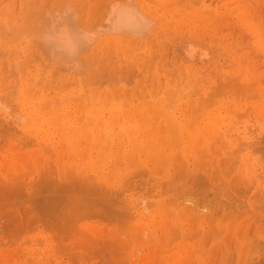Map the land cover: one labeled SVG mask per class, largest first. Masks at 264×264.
I'll use <instances>...</instances> for the list:
<instances>
[{"label": "bare ground", "instance_id": "obj_1", "mask_svg": "<svg viewBox=\"0 0 264 264\" xmlns=\"http://www.w3.org/2000/svg\"><path fill=\"white\" fill-rule=\"evenodd\" d=\"M156 1L157 2L161 1V2H159V4L162 3V4H160L161 6L159 4L157 5V7L160 6L161 11H162L161 7L166 5L165 4L166 2H169V4H170V5L169 4L167 5L168 7L170 6V9L166 8V6H164L166 8L164 13H163L164 18L166 17L165 14H167V12L170 10H171V13L173 14V15H171V17H174L175 12H176L175 13V16H176V14H178V12L180 11V9H178V8H171L173 4H175V3L177 4L178 0L177 1H175V0H155L154 2H156ZM170 1H173V2H171L172 4L170 3ZM180 1H183V0H180ZM191 1H194V2L196 1L195 3H198V5L200 4V6L196 9H194V11L186 13V15L191 18V20L194 17L200 18L201 16H204L207 14H213L212 19L219 22L222 20V18L220 20L219 17H223L224 14H228V13L231 14L232 12H234V14H232V15L235 16V18L237 19V22L239 21L244 26V28L250 30V32L252 33V35L254 36V39H255L254 44H255L256 49L261 51L262 55H264V23H261L262 21H264V8H262V6H264V5L260 6V8H262V13L260 12V14L262 16L261 15L259 16V13L257 12L258 15L256 14V16L254 17L253 14H251L253 12H251L250 8H252V9L257 8L256 6L252 7L255 5V3H254L255 0L251 1L254 4V5L251 4V6L247 5V3H244L245 0H237V3H234V1H232L235 4V6L228 5L229 7H231L229 9L227 8L228 7L227 4H229L230 1L221 2L222 0L221 1L219 0V2H217V3L221 2V4H216L215 0H191ZM191 1L189 0V2H188V0H187L186 3H184V1H183V4L181 3V5H184V4L186 5V4L190 3ZM259 1L260 0H258V2ZM2 2H4V0L1 1L0 4ZM152 2H153V0H152ZM249 3H250V1L248 0V4ZM178 4L180 5V2H178ZM215 4H216V6L213 8L212 5H215ZM234 4H232V5H234ZM64 5H65V3H64ZM64 5L62 6L63 9H60V10L57 9V10H54V12L52 14L50 13L51 15L49 16L48 23L47 24L44 23L45 25L43 24L44 25L43 28L42 29L40 28L41 30L38 33L33 32L32 27L30 26L31 22L27 23V24H22L19 21V19H17L18 17L16 18L18 10L17 11H16V9L13 10L14 9L13 8L12 10L16 12V15L14 14V16H11L12 18L15 17V22H16V20L18 22H20L19 24L16 22V24H17L16 26H15V23H12L8 20V18L12 19L11 17H8L6 15L8 18L7 19L4 18V14H2V11L4 13H6L4 11L6 9L5 8L3 9L4 6L2 7L3 10L1 9V12H0L1 13L0 14V46L1 47L2 46L6 47V45L11 44V43H17V41L20 38L22 33H30L32 31L33 35L32 36L30 34H28V35H30L32 37V38H30V40H31V43H33V46L37 49L36 51L39 52V54H44L45 55L44 57L45 58L48 57V58H46L48 60L51 58L54 62L53 64H48L47 63L48 61H47L44 64L40 61V63L32 62V64H30L31 62L26 61L28 63V65L30 64L29 67H31V68H28L27 65H24L22 63L24 66L21 65V67H20L18 79L16 78V81L13 85V86H15V88L12 86L15 89L14 91L9 90L6 92V89L9 86H5V85L3 86L4 81L3 80L0 81V131L2 132L4 130L5 131L4 133L7 132L6 135L8 134L7 136H5V134L2 133L4 139L7 137L6 139H9V141L12 142L11 139H13L15 137V135L22 134L23 135L22 137L26 136L24 139H26L27 137L29 138V139L27 138L28 143L26 142L25 143L26 145L27 144L29 145V141H30V145L33 143L34 145L36 144L38 147H41L40 149L39 148L33 149L34 147L35 148H37V147L36 146L33 147V144L30 147L27 146L29 148V150H30V148L33 147L30 151L29 150L27 151V154L24 151L18 152V151H15L13 149L10 151L7 150L8 153L11 155V157L10 156L4 157L5 156L4 151L6 149L2 152L4 154L3 158H5V159L3 160L4 161L3 162L1 160L2 157L0 158V166L6 162L5 164L8 167L7 166L5 167V165H4V167L2 166V168L0 170V199L8 197L10 194H14V193L17 194L18 191H21L19 193H22L23 191L21 190V188L17 187V184H18L17 181L20 182L19 179L23 178L24 180H21L20 183L24 182L23 184L25 187L29 186L30 181L32 183V180H31L32 179L31 178L32 171L34 169L36 171V168H37V170H38V168L42 169V167L48 169L49 166L47 167L46 165L50 160H53L52 158H54V160L49 162V163L53 164L55 162L53 165L55 166L56 174H58V178L61 180L64 179L63 173H65V170H64L65 166L68 164H73V165L75 164V166L79 168V169H77L78 175L80 174L81 176L82 175L84 176L85 172H90L89 175H88V173L87 174L85 173L86 176H84V177L87 178V175H88L87 181L85 180L86 178L82 179V177L80 175H79V179H81V180H79L78 177H76L77 176L76 175L75 176L76 179L73 177V179H71V181L69 183H66V184L64 183V185L60 184L62 186H59L58 190L56 189V192L62 193V195H59L56 197L53 195L47 196L46 198H47V200L49 199L48 203L50 204V206H47V208L49 207L52 209L51 210V211H53L52 214L57 213L59 215V217L61 216L60 217L61 222L65 221L68 223V221H69V226H74L76 229L71 228V227H70L71 229L67 228V229L71 230V231L68 230L69 231L68 233L72 232L73 235L72 234L71 235L74 236L77 241L79 240L80 243L84 244V245H82V246H84V249H86V247L88 246V248H90L91 250H92L91 247H93V245H91V247H89L90 245H88V244H90V242L92 244V242H93V240H91V238H94V236L91 237L92 235H95V237H96V235L97 236L99 235L102 237V240L105 236L110 237V239L111 238L114 239V238H116L117 235H119L118 232H116L117 235H115L114 230H112L114 233L111 231L110 233H107V235H108L107 236L106 233L104 232V229L100 225L95 224L96 225L95 227L98 226L97 227L98 229H97L95 227L93 228V225L90 226V223H89V228L85 229V228H83V225H82V227H79V229H78V227H77L78 222L76 225V224H73L76 221H74V222H71V221L73 219H76V216H77V220H78L80 215L87 213L88 210H89V213H92L93 211L95 212V210H96V214L98 212L103 213L105 216H107L109 214L107 216L108 219L110 217L113 218V216H115V215L116 216L114 218H116V219L121 216L120 217L121 220H124L125 223L129 222V225L127 223L126 224L130 227L124 226V228L125 227L129 228L128 231H130L131 236L129 235L130 236L129 240H127L128 235H127L126 241H125V239L124 240L122 239L123 245H122V242H121L122 240H121V241H119V242H121L120 246L118 243H112L111 244L112 246H110V247L114 246V248L118 247L121 249H122L121 245L124 248L127 247V248H125V250L126 249H127V251L129 250V256H132L134 259L137 258L136 255H139L137 253V251H139L138 248L142 247V248H145V250L147 249V251L142 253V255L140 254L141 258L138 257V258H140L139 263H141L143 260H145L142 262V264H151L153 262L154 263L157 262V261L156 262L152 261L151 258L153 256L155 257V254H156V256L160 255L159 253L158 254L156 253L159 251L157 247L161 245L160 241L164 240L167 242V240L164 239V237L166 236L165 233H167V235L169 237V240H168L169 244H171L173 241H175L174 238H176V237L173 236L174 237L173 238L171 236V234H173L171 228H173V225H174V224L171 225L172 223H175V225H176L177 224L176 222L182 223V221L190 222L191 220H193V223L188 224L189 226L186 225L187 227L192 226V231H193V229L196 228L193 225L195 223H198V222H196L197 220L201 222V224H202L201 226H204L205 225L204 223L207 221L208 217L212 218L216 215V219H220L222 217L221 215L224 214V213H221V211L225 212V214L223 216L228 217L227 220L233 216L236 220L237 216H240L239 215L240 213L237 216L236 215H231V217L227 216L233 212H235V214H237L238 212L236 213L235 210L231 211L232 209L228 212V209L230 208V206L227 205L226 202L221 200L219 197H216L217 196L216 193H215L216 194V196H215L213 191L207 190L209 185H207L205 177H203L202 175H199V173H197L196 171H195L196 174L193 173V171H191L192 174L195 175L196 178H194L192 174L189 175L187 173V169L189 167H187V165H186L189 163H186V162L189 161L188 158L191 157L192 154H194V151H197V150L199 151L200 148H202V150H204L203 148H206V150L209 152V154H208L209 160L212 161L211 158H215V157H217L216 155H220V154L225 155L226 157L229 156V159L231 157V159L234 160V163H233V160L231 161V165H232V163L234 165L232 167L233 169L235 167V169H237V171L243 172V173H240L242 176H244L245 173H249L248 175L253 179V181L255 183L260 184V185L264 184V177H262V174H264V170L259 171V173H255L256 171L259 170L258 166L260 165V162H255L254 158L252 157V153H251L252 150H250V149L254 148L255 144L258 143L256 139H258L259 137H262L261 135H258L259 133L261 134V132H258V130L262 127H260L259 129L257 128V130H256L255 124L254 123L250 124V121H251V119H253V117L248 120L247 116H245V114L248 115L246 113V111L249 109L251 110V108L249 106L245 107L246 109H244L243 114L246 117L244 119H247V120H241V124H240V126H238V122L233 121V117L235 118V116L232 115V113L240 108L239 103L234 102L232 98L228 99V97L225 95L221 98L216 99V100L213 98H212L213 100H211V98L208 99V96H203V97L199 98V100L202 103L209 101L208 104L206 103V105H209L210 108H211V106H213V105L216 106L217 104L219 106L214 107L212 110H209L210 111L209 113L200 114L197 117L194 116L193 112L196 111L195 107L194 108L192 107L191 102L189 101L188 98H186V96L182 97L183 95H186V94L184 93L183 90L178 88L180 86V84L178 83L179 78L177 81H174L175 86L171 85V82H169V83L163 82V80H166L167 75H165L164 78L161 77V75H159V74H161L160 72L162 70H160L158 66H152L153 62L151 63V61H149V59H146L145 55H142V53L140 54L138 52L137 53L129 52L132 49H135V44H137L135 37L143 36L153 22V19L151 20L152 17L150 18L148 16V13L143 8L139 7V5L136 3H132L131 0L130 1L129 0H123L121 2L115 0L113 3L110 4V7H108L107 11L105 12L103 19L101 18L100 22H98V23H95V21H94L95 24L91 25L90 27L83 26L79 21H77L76 16H75L77 13L75 14L74 13L75 10H72V8H73L72 5L67 4V3H66L65 7H64ZM24 6H22L20 8H24ZM186 6H188V5H186ZM31 7L33 8V5H31ZM151 7H153V6H151ZM155 7L150 8L151 11H153L155 9ZM188 7L192 9V6H188ZM8 8H9V6H8ZM25 8H27V7H25ZM28 8H30V7H28ZM186 8L187 7H185V11H187L189 9V8L188 9H186ZM31 9L29 10V12L31 11ZM25 10L27 11L28 9H25ZM183 10L181 12V15H183L182 13H184ZM235 10H236V13H235ZM33 11H35V10H33ZM33 11H32V13H34ZM156 11H159V10H156ZM12 14L13 13H10V15H12ZM26 14L29 16L28 11L26 12ZM179 15H180V12L177 15L178 16L177 19L180 17ZM184 16H185V13H184L183 17ZM257 16L259 17V19ZM215 17H217V18L215 19ZM260 17H261V19H260ZM199 18H195L196 20L194 19L192 21L199 20L200 23H202V21ZM224 18H226V17H224ZM184 19H186V17H184L183 20ZM206 19H208V17ZM233 19H231L232 20L231 21L228 17V20L233 22V23H230L232 29H233V27L238 28V26H234L235 24H234ZM37 20H39V19H37ZM161 20H163V19H161ZM260 20H262V21H260ZM176 21L177 20H175V24L177 23ZM28 22H29V20H28ZM171 22H173V21L171 20ZM209 22H208V24H209ZM214 22L215 21H213V23ZM230 24L227 27L228 29L230 28ZM169 26H168V28H169ZM184 26H186V25H184ZM204 26H205V24H204ZM212 26H215V25L212 24ZM198 27L199 26H197V27L194 26L193 28H195L196 31L198 32V30H199ZM227 28L222 27L221 29L223 31V29L226 30ZM217 30H218V28H217ZM231 30H230V32H231ZM236 30L238 31L239 29H236ZM240 30H242L241 27H240ZM106 31L111 32V33L106 34V35H102V38L99 40L98 43L99 44L104 43L105 45H108L109 47H113V49L116 52H124L125 53L126 51H128L129 53H131V54H129L131 57L130 56H127V57H130V60H131L130 62H132V65H135L136 68L140 69L141 74H142L141 80H143V82L145 81V83L147 81H151V86H153V88H151V87H150L151 89L148 88L147 92L149 93V95H151L152 102L144 99L145 97L148 96L147 94L146 95L141 94V93L138 94V93H135L134 91L127 90L123 86H119V88H116V89H110V88L99 89L98 87H96V88L92 87V83H88V86L85 87V85H87V84H82V82H81L82 77L78 78V81H77L78 83L79 82L81 83V86L77 85L76 81L66 82V81H64V79L62 81L61 77L58 78L59 80L55 78V77H57V74H58L57 73L58 71H56V70H61L60 68H62L63 70L68 69L69 72L70 71H80L85 52L88 51L91 48V46L97 41L100 34L106 32ZM206 31H208V30L206 29ZM232 31H234V30H232ZM197 34H199V32ZM243 34H245L244 31L240 35H243ZM28 35H26V36H28ZM240 35H239V37H240ZM245 35H246V37L248 36V34H245ZM198 36H201V33ZM239 37H238V39H239ZM248 38L251 39L250 35L248 36ZM232 39H234V38H232ZM243 40L246 41V44L250 43V41L247 38L243 37L241 42L244 43ZM189 41H191V40H189ZM221 41H222V39H221ZM247 41H249V42H247ZM155 42H156V40H155ZM238 42H239V40H238ZM230 45H233V47H234L233 49L236 50L235 43L234 44L231 43ZM245 46L246 45L244 44L243 47H245ZM251 46H252V44L248 47L246 46L245 48H247L249 50V48ZM17 47L18 46L16 45L15 48H17ZM156 47H157V45H156ZM206 47L207 46L202 47L200 44L194 43V42L188 43L187 47H185L183 50L181 49V52L179 53V54L182 53L183 58H182V60L181 59L179 60V62H182V63L177 66L178 70H182V71H183V69L185 70V77H186V79H188V85H191V84L196 85L200 88V90H202V89L204 90V86H203L204 84L202 83V81H198L199 76L197 77V75L195 74V71H194V64L195 63L194 62L196 60H198V61L202 60L203 58H205L207 56V54L210 53V52L208 53V51H207V50L210 51V49H207ZM237 48H239V46H237ZM247 49H245L246 50L245 52H247ZM238 50H240V48ZM250 50H251L250 53L252 51L255 52V48H253V47ZM213 51H211V52L213 53ZM256 52H258V51H256ZM256 52L254 53L255 55L252 52V55H253L252 57L257 56ZM10 53H11V51H10ZM248 53H249V51H248ZM0 54L4 55L5 53H0ZM257 54H259V52ZM212 55L214 56V54H212ZM34 56L37 57L36 55H34ZM220 56H221V54H220ZM20 57H22V56H20ZM152 57L153 56H151V58ZM259 57H261L260 54H259ZM8 58H9V56H8ZM39 58H42V57L39 56ZM39 58H37V60H40ZM207 58L208 57H206L205 59L207 60ZM4 59L1 61L3 62ZM13 60H15V59H13ZM122 60H123V58H122ZM150 60H152V59H150ZM257 60H259V58ZM218 61H220V60L218 59ZM43 62H44V60H43ZM49 63H51V62H49ZM241 63H243V62H241ZM11 64H12V62H11ZM13 65L14 64H12V67H14ZM249 65H251V64L248 63L246 65V67L250 68ZM262 65H264V63H262ZM262 65H260V66H262ZM7 66L5 65L6 68H7ZM55 67H57V68H55ZM255 67L257 68V64ZM1 69H3V68H1ZM10 69H12V70H10V71H12V74L13 73L17 74V72L15 70L13 71V68H10ZM158 69H159V74L157 73ZM250 69H252V68H250ZM258 70H259V68H258ZM246 74H247V71H246ZM152 75H155V76H152ZM237 75H235L236 79L238 76L240 77L241 74L238 76ZM13 76H14V74H13ZM128 76H130V75H128ZM235 77H234V81L232 80L233 77H232V79L230 77L229 78H230V80H232L236 84L237 80L235 79ZM247 78H249V77H247ZM259 79L264 81V76H262V74H261ZM227 80H225V81H227ZM182 81H184V78H182ZM215 81H216V79H215ZM41 82H43V85L40 84ZM220 82H221V80L217 81L216 84H219ZM227 82L226 83L222 82L223 86L227 87L228 86ZM222 83H220V85H218L217 87L215 86V89L223 92L224 90L221 88ZM230 83H232V82H230ZM38 84H40L42 86L38 87ZM110 84L112 85V83H110ZM249 84H251V82ZM249 84L246 83V86H249ZM238 85L240 86L241 84H238ZM253 85H254L253 90L254 91L256 90L255 89V83L250 85L249 90L253 91L251 89V88H253L252 87ZM146 86H147V84H146ZM261 86H264V85H261ZM16 87H17V89H16ZM241 87H243V85H241ZM156 88L158 90H155ZM218 88H221V89H218ZM232 88H234V87H232ZM262 88H264V87H262ZM235 89L238 91H236ZM234 90H235V92L240 94V96L242 94L246 95V93H248L247 89H246L247 92L245 90V93H240L241 89H237L236 87L234 88ZM2 91H4L5 93H3ZM10 91H11V93H10ZM242 91H244V90H242ZM254 91L252 93H254ZM221 92H220V94H221ZM158 94L161 95L162 104L164 106H166L165 105L166 102H169L168 107L162 108L160 106L161 104L158 105L159 102L155 101V98H154ZM220 94H218V95H220ZM211 95H213V96L215 95L214 91L210 92L209 96H211ZM254 96H256V95H254ZM253 97H251V98L254 99L255 97L254 98ZM256 97L258 98V95ZM131 98H133L132 102L130 101ZM245 98H247V96ZM125 100H127V101H125ZM254 101H256V100L254 99ZM224 102H226V106H225ZM245 103H246V101H245ZM261 104L262 103L260 101L254 103L252 105V108H254V109H252V110L256 109L260 113H264V105L261 106ZM182 105H184V107H182ZM206 105H203V106L206 107ZM175 111L178 112L177 116H175V113H176ZM250 112L251 111H249V113ZM243 114H242V116H243ZM239 115H241V114H239ZM157 119H160L161 121L166 123V127H167L166 131L168 132L167 135H163L165 130L162 129L164 131L163 132L161 129H159L158 124H157ZM258 120L259 119H257V121ZM261 121H264V120H260L259 122L261 123ZM262 129H264V128H262ZM10 134L13 138L8 137V136H10ZM14 139L17 140V136ZM18 139H19V137H18ZM19 140L22 142L21 139H19ZM259 140L261 143L262 138H260ZM9 141L7 140L8 144H10ZM17 141H14V142H17ZM31 141H34V142H31ZM262 141H264V140H262ZM14 142L11 143V145H13ZM8 144H7V146H8ZM14 145L17 146L16 144H14ZM18 145H19V143H18ZM24 146H21V148L18 147L17 149L23 150ZM42 148L44 150H46V149L49 150V152L46 151L48 154V159L51 158V159L47 160L48 162L46 161L47 154H46V152H43ZM0 149H1V151L3 150L2 148H0ZM224 149H227V151H225ZM38 150L40 152L42 151L43 154L41 155ZM14 152L16 153V155H12V154H14ZM35 152H37L38 154ZM31 153H33V154H31ZM51 153H53V155H51ZM185 154H186V156H185ZM26 155H28V157H26ZM44 155H46V156H44ZM179 155H181L182 158ZM43 156L46 159H44ZM50 156H52V157H50ZM201 156L199 155V157H201ZM174 157L176 159L175 160L176 162H178L177 159L180 161L179 163H177L179 170H178V172L176 171V173H178L177 174L178 176L177 175L172 176L173 173L171 174V169H173V163H175ZM40 158H42V160H44V161L41 160L43 162V165L45 164V161L47 162L45 164V166L42 165V162L41 163L39 162ZM180 159L185 160L186 162L181 161ZM200 159H202V158H200ZM196 162L198 163L197 160H196ZM38 166H40V167H38ZM17 168H19V169H17ZM71 169L72 168H70V170ZM134 169H137L138 172L141 171L140 172L141 174H139L140 176L142 174L145 175L146 173L151 175L150 176L147 174V176L151 178V179L149 178V182H151L152 184L153 183L156 184V185H152L151 183H149L152 185V186L150 185L151 188L154 186L153 187L154 193L152 194L153 196L151 195L152 198H154V201L149 202V203H147V202L145 203L144 197L141 196L139 198L138 195L136 196V193H134L135 192L134 190L131 191L132 194L130 192L128 193V190H129L128 187L130 185V182L132 179H135V177L133 175ZM11 170H16V171H14V173H12ZM142 170H144V171H142ZM227 170L228 169H226V171ZM232 170L230 169V172H229V170L227 172L231 173ZM91 172L93 173V177H94L93 181H95V184H96V182L98 183L96 185H94V182L91 181L92 179L91 180L89 179ZM44 174H45V172H44ZM186 175H189V177ZM242 176H239L238 178H241ZM249 176H247V177L250 179ZM60 177H62V178H60ZM27 178H28V180H26ZM186 178H189V179L191 178L190 181H192V182H190L187 179L190 182V183H188ZM197 178L198 179L201 178V180L200 179L198 180ZM52 179L50 176L49 178L46 179L45 182H43L44 183L43 188L45 187V189L48 190L49 192H50L49 188H51V186H53V184H54L51 182ZM152 179L154 180V182L151 181ZM192 179L194 181L197 180V183L201 181V183H198L200 186L206 185V188H202L203 192H201L202 191L201 187H198V188H200L199 191H198V189L193 190V188H192L193 186H195L194 188H197V186H199V185L196 184V182H195V184L197 185L196 186L193 183L194 181ZM54 180H56V179H54ZM90 181H91V183H90ZM246 181H244V182H246ZM202 182L203 183L205 182V183L203 184ZM139 183H140V181H139ZM189 184H191V185H189ZM134 185H136V184H134ZM188 186H190V187H188ZM115 187L119 188L118 193L121 196L124 192H127L126 194H129L130 196H128L126 199H124V197H123L124 195L122 197L118 196L117 197L118 199L111 197L110 193H115L116 190L118 191V189L115 190ZM240 187H241V185H240ZM56 188H57V186H56ZM133 189H134V187H133ZM146 189L149 191L148 188H146ZM53 190L54 189H52V191ZM147 190L144 192H147ZM204 190H205V192H204ZM52 191H51V193L54 192V191L53 192ZM151 191L147 192V193H144V192L143 193L144 194H149V193L151 194ZM206 191H208L207 194H206ZM240 191L242 192L243 190H241V188H240ZM81 192L85 193V194L91 193L90 194L91 197L89 195H87L88 198L86 196H84L86 198L80 197V195L78 196V194H80ZM194 192L198 193L199 197L201 195L202 196L204 195V198H202V197L200 198V200H202V201L199 200L200 202H198L197 200L195 201L193 199L194 197L190 193H194ZM19 193H18V195H19ZM92 193H94L98 196L94 197V195H92ZM200 193H202V194L200 195ZM104 194H105L106 198L103 196ZM107 194H109V196ZM126 194H125V196H126ZM238 194L240 195V193H238ZM101 195L103 197H101ZM195 195H197V194H195ZM206 195H207V198H206ZM244 195L246 196L245 192H244ZM21 197H23V196L21 195ZM100 197L105 198V200L101 199ZM109 197H111V199ZM199 197L196 196L195 198L198 199ZM106 199H108V200H106ZM203 199L205 200L206 203L203 202ZM210 199H212V200H210ZM109 200H114L115 204L113 201H109ZM117 200H118V203L116 202ZM207 200H209V201H207ZM103 201L105 202L104 204H103ZM99 202H100V205H102V206L97 205V204H99ZM108 202L111 204L109 205ZM112 202L114 205L112 204ZM125 202L127 204H125ZM253 202H254L253 203V205H254L256 202L255 201H253ZM106 203H107V206L109 205V207L110 206L112 207L113 212H112V209H110L111 212L113 213L112 215H111V212H108L110 210H108L106 207L103 208V205H106ZM207 203L211 204L210 208H208ZM60 205H61V207H60ZM119 205H120V207H119ZM115 206H117V207L115 208ZM123 206L125 207L126 212H124L122 215H118L117 214L118 209L119 208H120L119 210L124 209ZM255 206H258V205L256 204ZM258 207L262 208V207H264V205H259ZM218 208L221 209V210L220 209L218 210L219 212L216 211ZM103 209L106 211H104ZM85 210H86V212H85ZM262 210H264V208H262ZM41 211H45V209L44 210L41 209ZM80 211L83 213L81 214ZM213 211H214V213H213ZM94 212L92 214H95ZM215 212H216V214H215ZM49 213H51V212H49ZM76 213H78L80 215H78ZM218 213H220V214L218 215ZM57 214H55V215H57ZM75 214H76V216H75ZM46 215H47V213H46ZM217 215L221 216V217L218 218ZM69 216L71 219L69 218ZM42 217L43 216H41V219H42ZM98 217H99V215H98ZM67 218H69L70 220H67ZM168 218L171 219L170 222H168V220H169ZM211 218H210V220H208L209 222L207 221L208 223L206 225L210 224L212 221L215 220L214 218L213 219H211ZM125 219L127 221H125ZM222 219L224 221V217ZM172 220H175V222ZM244 220H242V221H244ZM79 221H80V219H79ZM232 222L233 221L231 220V223ZM167 223H169V225H171V226H169ZM180 223H179V225H183ZM228 223L230 224V222H228ZM234 223H236V221ZM242 224H244V223H242ZM66 225H68V224H66ZM86 225H88V224L86 223ZM86 225L84 227H88ZM175 225H174V227H175ZM195 225L197 226V224H195ZM220 225H222V226H220L221 229L216 227L217 229L215 228L216 230H213V232L215 231V232L221 233L223 231L222 227L224 228L225 226L221 223H220ZM99 226L101 229L99 228ZM183 226H185V225H183ZM210 226L212 227V226H214V224L211 223ZM210 226H207V228L210 229L211 228ZM243 226H245V225H243ZM243 226L241 225L239 227L240 229L236 228L237 234L235 233L236 235L241 234L239 237H240V239L242 238L241 242H244V244H243L244 246H242V247H244L243 248L244 252L243 251L241 253L238 252V254L240 255V256L238 255L239 256L238 264H244V263H246V264L252 263L253 264L255 262V260L253 261L252 259H254L255 257L258 258L259 256L257 257L253 254L254 256H253V258H251L252 256L248 257L245 253H247V251H249L248 254H250V252L252 253V251L254 250L252 248V246L256 245V247L259 248L261 246V244L259 242L253 243L254 241H256V237H254V238L252 237L253 239L250 237L253 240V242L250 240V242L247 243L249 241L248 236H251V235L247 236L245 233L243 234V231H244ZM50 227H52V226L50 225ZM182 228H184V227H182ZM232 228H233V226H232ZM249 228H250V226H249ZM197 229H199V227ZM234 229H235V227H234ZM230 230H232V229H230ZM230 230L228 232H231ZM249 230H252V227ZM166 231H168L170 233H168ZM186 231H187V229H186ZM192 231L188 230L187 234L186 233L184 234L185 236L186 235L187 236L186 237L183 235L182 236L187 239V237L190 236L189 235L190 232L192 233L191 237H194L195 233L199 232L198 230H195V232L194 231L192 232ZM203 231H205V230H203ZM17 232H19V231H17ZM124 232H125V230H124ZM209 232H211V231H209ZM183 233H184V231H183ZM200 233H203V232L200 230ZM250 233H251V231H250ZM87 235H90L89 236L90 239L87 237ZM216 235H217V233H216ZM216 235H215V238H217ZM227 235H229V233L226 234V236ZM256 235H259V234H256ZM229 236H231V233ZM47 237H50V236H47ZM101 237H99V238H101ZM106 237L104 239H106V242H107ZM203 237H206V236L204 235ZM231 237H228V238H231ZM161 238H163V239H161ZM243 238L245 240H243ZM71 239L73 240L72 237H71ZM183 239H182V241H184ZM95 240H97V239L95 238ZM100 240L101 239H99V241ZM103 241H105V240H103ZM179 241L180 240H178L176 242V245L179 244ZM189 242L191 243L190 240H189ZM228 242H229V240H228ZM251 242L253 243V245H251L250 250H248L249 244ZM37 243H39V242H37ZM226 243H227V241H226ZM71 244H72V242H71ZM93 244L95 246L96 242ZM99 244H101V243H99ZM117 244H118V246H116ZM124 244H127V245L124 246ZM203 244H205V243H203ZM235 244L236 243H234V245ZM49 245H50V242H48L46 247H48ZM69 245H70V243H69ZM163 245H165V244L162 242V245L160 247H162ZM186 246H187V244H186ZM188 246H190V245H188ZM235 246H234V248H235ZM164 247L167 249L166 245ZM94 248L95 247H93V249ZM180 248L181 247H177L176 250L174 248L172 250L171 254H168V256L165 255L167 258H169L171 264H184V263H186L187 258L189 257V254H188L189 251L187 250V248H189V247H185L183 250ZM203 248H204V245H203ZM70 249H71V247H70ZM166 249L161 248L162 252L161 251H159V252L164 255L163 250L166 251ZM262 249H264V248H262ZM33 250L34 249H32V251ZM241 250H239V251H241ZM49 251L50 250L45 251L43 253V256L44 257L47 256ZM219 251H221V250H219ZM257 251H259V249H257ZM32 254L36 255V253H34V252ZM50 256H52V255H50ZM246 256L248 257V259L251 258V260L253 262H250V261L246 262L245 261ZM154 257H153V259L156 260L157 257H155V258ZM6 259L3 258V261H2V259L0 257V264H5L6 262L8 264V259L7 260ZM162 259H164V256L162 257ZM258 260L261 261L262 259L259 258ZM258 260H256V261H258ZM132 261L133 260H131L130 264H133L134 261L133 262ZM9 262H10V260H9ZM48 262L49 261L46 260L45 264L50 263V262L49 263ZM62 262H64V261H62ZM261 262H264V261H261ZM259 263L257 262V264H259Z\"/></svg>", "mask_w": 264, "mask_h": 264}, {"label": "rangeland", "instance_id": "obj_2", "mask_svg": "<svg viewBox=\"0 0 264 264\" xmlns=\"http://www.w3.org/2000/svg\"><path fill=\"white\" fill-rule=\"evenodd\" d=\"M1 1H3V0H0V2ZM114 1L115 0H64V1L63 0H16V1L15 0H4V2H2L3 4L2 3L0 4V12H1L2 7L4 6L3 9L5 8L7 11L4 10L6 13H4L2 11V14H4V18L7 19L8 17L14 16V14L16 15V12L13 11V10H15V9H16V11L18 10L16 18L18 17L17 19H19V21L22 24H27V23L31 22L30 26L32 27L33 32L34 33H36V32L38 33L43 28V26L48 23L49 16L54 12V10L63 9L62 6L64 5V3H65L64 7L66 6V3L73 6L72 10H75L74 11L75 14L77 13L75 15L77 21H79L83 26L90 27L91 25L100 22L101 18L103 19L104 15H105V12L107 11L108 7H110V4L113 3ZM117 1L121 2L123 0H117ZM131 1H132V3H136V4L139 5V7L143 8L148 13V16L150 18L152 17L151 20L153 19V22H152L151 26L149 27V29L146 31V33L143 36L135 37L137 44H135V49H132L129 52H131V53H133V52L137 53L138 52L140 54L142 53V55H145L146 59H149V61H151V63L153 62L152 66H158L159 69L162 70V71L160 72L161 74H159V69H158L157 73L159 75H161V77H163V78H164L165 75H167L166 80H163V82H166V83L171 82V85L175 86L174 81H177L178 78H179L178 83L180 84V86L178 88L183 90L184 93L186 94V95H183L182 97L186 96V98H188L189 101L191 102L192 107L193 108L195 107L196 111L193 112L194 116L197 117L200 114L209 113L210 112L209 110H212L214 107H218L219 106L217 104L216 106L213 105L210 108L209 105H206V103L208 104L209 101L202 103L199 100L200 97L208 96V99L211 98V100H213V99L216 100V99L221 98V97H223L225 95V96L228 97V99L232 98L234 102L239 103V107L240 108L232 113V115L235 116V118L233 117V121H235V122L237 121L238 122V126H240L241 120H247V119L249 120V119H251L253 117V119H251V121H250V124L254 123L255 126H256L255 127L256 130H257V128L259 129L260 127L264 128V121H261L262 124L259 122L260 120H264V113H260L256 109L252 110V109H254V108H252V105L254 103H256V102L260 101L262 103L261 106L264 105V88H262L264 86H261V85H264V81L259 79L261 74H262V76H264V65H262V63H264V55H262L261 51L256 49L255 44H254V40L255 39H254V36L252 35V33L250 32V30L244 28V26L239 21L237 22V19L235 18V16L232 15V14H234V12L231 11L232 12L231 14L228 13V14H224V16L222 15L223 17H219L220 20L222 18V20L219 21V22L212 19L213 18V16H212L213 14H207V15L201 16L200 18L199 17L192 18V20H194L195 18H199L202 21V23H200L199 20L192 21L191 18L186 15V13L192 12V11H194V9H196V8H198L200 6V4L198 5V3H195L196 1L194 2V1L190 0L192 3L190 2V3L186 4L188 6H192V9L189 8L188 6H186L185 4L181 5V3L183 4V1H184V3H186L187 0H183V1L178 0V2H180V5L178 4V2H177V4L176 3L173 4L171 8L180 9V11H179L180 12V15H179L180 17L178 19H177V17H178L177 15L179 14V12H178V14H176V16H175V13H176L175 12L174 13V17H171V15H173L171 13V10L168 11L167 14H165V16H166L165 18L163 17V13H164L165 9L166 8L170 9V6L169 7L167 6L169 4V2L165 3L166 5H164V6H166V8L162 5L163 7H161L162 8V11H161L160 10V6H161L160 4H162V3L159 4V2H161V1H159V2H157V1L154 2L155 0H153V2H152V0H131ZM175 1H177V0H175ZM227 1H230L229 4H227V6L228 5L235 6L234 3H237V0H222L221 2H227ZM232 1H234V3ZM249 1H250L249 4H248V0H245L244 3H247V5L251 6V4H253V2H251L252 0H249ZM171 2H173V1H170V3ZM188 2H189V0H188ZM215 2H216V4H221V2L217 3V2H219V0H215ZM254 3H255V5L253 4L254 6H252V7L256 6L257 10L255 8L254 9L250 8L251 12H253L251 14H253V16L255 17L256 14L258 15V13H259V16H260L261 15L260 12L262 13V8H264V6H262V5H264V0H260L259 2H258V0H255ZM30 4L33 5L34 9L31 7ZM158 4L160 5L159 7H157ZM216 4L212 5V7L214 8L216 6ZM232 4H234V5H232ZM21 5L22 6L25 5L24 8L27 7L25 9H28L27 11H28L29 16L26 14L27 11L24 8H20V7H22ZM8 6H9V8H8ZM151 6H153V7H151ZM260 6H262V8H260ZM28 7H30V8H28ZM154 7H155V9L154 10L152 9L153 11H151L150 8H154ZM185 7H187L186 9H188V8L189 9L187 11H185ZM227 8L229 9L231 7L228 6ZM30 9H31V11H30L31 13L29 12ZM33 10H35V11H33ZM156 10H159V11H156ZM182 10L185 13L184 17H186L187 20L186 19L183 20L184 13H182L183 15H181ZM32 11L34 13H32ZM10 13H13V14L10 15ZM235 13H236V10H235ZM207 17H208V19H206ZM224 17H226L227 19L224 18ZM228 17H229L230 20L234 18L233 20H234V24L235 25L234 24L233 25L234 26H238V28L237 27H233V29H232L230 23H233V22H231L232 20L231 21L228 20ZM216 18L217 17H215V19ZM37 19H39V20H37ZM161 19H163L164 21L161 20ZM258 19H259V17H258ZM260 19H261V17H260ZM8 20L10 22H12V23H15V26L17 25L16 22L18 24L20 23L17 20L15 22V17H13L12 19L8 18ZM28 20H29V22H28ZM171 20L173 22H171ZM175 20H177L176 24H175ZM94 21H95V23H94ZM213 21H215V22L213 23ZM260 21H262V20H260ZM208 22H209V24H208ZM261 23H264V21H262ZM204 24H205V26H204ZM212 24L215 25V26H212ZM229 24H230V28L228 29L227 27L229 26ZM184 25H186V26H184ZM168 26H169V28H168ZM194 26L195 27H197V26L200 27V28L198 27V29H199L198 32H199V34L201 33V36H198L199 34H197L198 32L196 31L195 28H193ZM221 26L224 27V28H227V29L226 30L223 29V31H222V29H221L222 27ZM240 27H241L242 30H240ZM217 28H218V30H217ZM206 29L208 31H206ZM231 29L234 30V31H232ZM236 29H239L240 31L239 30L237 31ZM230 30H231V32H230ZM243 31L245 32V34H248V36L250 35L251 39L248 38V36L246 37L245 34L240 35V34L243 33ZM33 32L31 31L30 33H22L20 38L18 39L17 43L8 44V45H6V47L5 46L4 47L0 46V53H5L4 55L0 54V81H2V80L4 81L3 86L4 85L5 86H9L6 89V92L9 91V90H13V91L15 90L14 89L15 86H13V85H14V83L16 81V78L18 79L19 70H20L21 65L24 64V65H27L28 68H31V67H29V65L32 64V62L40 63V61H41L42 63L45 64V62L48 61L47 62L48 64H53L54 63L51 58L49 59L50 60L49 61L48 59H46L48 57L45 58L44 54H39V52L36 51L37 49L33 46V43H31V40H30V38H32L31 36L33 35ZM110 33L111 32H108V31H106L104 33H101L100 36L98 37L97 41L91 46V48L88 51L85 52L84 59L82 61V65H81L80 71H70L69 72L68 69L67 70H63L62 68H60L61 70H56V71H58L57 72L58 74H57V77H55V78L58 79L59 77H61L62 81L64 79V81H66V82H71V81H76L77 82L78 78L82 77V79H81L82 84H87V85H85V87L88 86V83H92V87H94V88L98 87L99 89H104V88L116 89V88H119V86H123L127 90L134 91L135 93H138V94L141 93V94H145V95L147 94L148 96L145 97L144 99L147 100V101L152 102L151 95H149V93L147 92L148 88H150V87L153 88V86H151V81H147L145 83V81L143 82V80H141L142 74H141L140 69L136 68V66L132 65V62H130L131 61L130 60L131 56L129 54H131V53H129L128 51H126L125 53L124 52H116L113 49V47H109L108 45H105L104 43H103L104 45L98 43L99 40L102 38V35H106V34H110ZM25 34L26 35L30 34L31 36L30 35L26 36ZM239 35H240V37H239ZM238 37H239V39H238ZM243 37L247 38L248 40L250 39L249 40L250 41L249 44L250 45L252 44V46L249 48V50L247 48H245V47L246 46L248 47L250 45L248 43L246 44V41H244V40H243L244 43L241 42ZM232 38H234V39H232ZM221 39H222V41H221ZM155 40H156V42H155ZM189 40H191V41H189ZM238 40H239V42H238ZM249 41H247V42H249ZM190 42L198 43L202 47L203 46H207L206 48L210 49V51L207 50L208 53L210 52L206 56V57H208L207 60L205 59L206 58L205 57V58H203L200 61L195 59L196 61L194 62L195 63L194 64L195 74L197 75V77L199 76L198 77V81H202V83L204 84L203 85L204 86V90L203 89L200 90V88L198 86H196V85H192V84L188 85V79H186V77H185V70L183 69V71H182V70H178L177 69V66L182 63V62H179V60L180 59L182 60V58H183L182 53L181 54H179V53L181 52V49L183 50L185 47H187V44L190 43ZM233 42L236 45L235 48H236L237 51L235 49H233L234 48L233 45H230L231 43L234 44ZM244 44L246 45L245 47H243ZM16 45L18 46L17 48H15ZM156 45H157V47H156ZM237 46H239L240 50H238L239 48H237ZM252 47L255 48V52L256 51L259 52L261 57H259V54H257L258 52H256V55H257L256 57H252L253 56L252 52H253V54L255 53L254 51H252L250 53V51H251L250 49ZM245 49H247V52H245L246 51ZM10 51H11V53H10ZM211 51H213V53ZM248 51H249V53H248ZM33 54L36 55L37 57H35ZM212 54H214V56ZM220 54H221V56H220ZM8 56H9V58H8ZM20 56H22V57H20ZM39 56H41L42 58H39ZM125 56L126 57L130 56V57L126 58ZM151 56H153L154 58L153 57L151 58ZM37 58H39L40 60H37ZM122 58H123V60H122ZM258 58H259V60H257ZM3 59H4V61L2 62L1 60H3ZM13 59H15V60H13ZM150 59H152L153 61L150 60ZM218 59L220 61H218ZM43 60H44V62H43ZM26 61L27 62H31V63L28 65V63ZM5 62L6 63L8 62L9 64L8 63L6 64ZM11 62H12V64H14L13 65L14 67H12ZM49 62H51V63H49ZM241 62H243V63H241ZM248 63L251 64V65H249V67L252 68V69L246 67V65ZM4 64L6 66L8 65L7 68L5 67ZM256 64H257V68L255 67ZM260 65H262V66H260ZM1 68H3V69H1ZM10 68H13V71L15 70L17 72V74L13 73L14 74V76H13L12 71H10L12 69H10ZM55 68H57V67H55ZM258 68H259V70H258ZM246 71H247V74H246ZM237 74L240 75V77ZM128 75H130V76H128ZM235 75L238 76L237 79H236ZM152 76H155V75H152ZM229 77L231 79L233 77V79H232L233 81H234V77H235V79L237 80L236 84L232 80H230ZM247 77H249V78H247ZM182 78H184V81H182ZM215 79H216V81H215ZM219 80H221L220 83H222V82L226 83L228 81L227 82L228 86L226 85L227 87L223 86V83L221 84L222 87L220 86L224 90L223 92H221L220 90H216L215 89V86L217 87L218 85H220V83L216 84V82L219 81ZM225 80H227V81H225ZM230 82H232V83H230ZM248 82L249 83L251 82V84H249ZM110 83H112V85ZM237 83L243 85V87H241V85L239 86ZM246 83L249 84V86H246ZM253 83H255V89L256 90L255 91L253 90L254 89V85L252 86L253 88H251V89L254 91V93H252L253 91L249 90L250 89V85H252ZM40 84L43 85V82H41ZM40 84H38V87L42 86ZM146 84H147V86H146ZM77 85L81 86V83L77 82ZM232 87H234V88L236 87L237 89H241L240 93H245V90L247 89L248 93H246V95L242 94L240 96V94L235 92L236 89L234 90V88H232ZM221 88H218V89H221ZM16 89H17V87H16ZM155 90H158V89L156 88ZM210 90L212 92L214 91V93H215L214 96L213 95L209 96L210 92H211ZM242 90H244V91H242ZM247 90H246V92H247ZM236 91H238V90H236ZM2 92L5 93L4 91H2ZM220 92H221V94H220ZM10 93H11V91H10ZM218 94H220V95H218ZM254 95H256V96L258 95V98L256 96H254ZM246 96H247V98H245ZM251 97H253L256 101H254V99H252ZM154 98H155V101L159 102L158 105L161 104L160 106L162 108L169 106V102L165 103L166 106H164L162 104V98H161L160 94L156 95V97H154ZM132 100H133V98L130 99L131 102H132ZM125 101H127V100H125ZM245 101H246V103H245ZM224 104L226 106V102H224ZM203 105H206V107H204ZM246 106L247 107L249 106L251 108V110L249 109V110L246 111V113L248 115L245 114V116H247V119H244L246 117L244 116L243 112H244V109H246L245 108ZM182 107H184V105H182ZM249 111H251V112L249 113ZM175 112H176L175 116H177L178 112L177 111H175ZM238 113L241 114V115H239ZM242 114H243L244 117L242 116ZM257 119H259V120L257 121ZM157 124H158L159 129L165 130V132L162 130L164 132L163 135H167L168 132L166 131V129H167L166 123L161 121L160 119H157ZM262 128H260L258 130V132H261V134L259 133L258 135H261L262 137H259L258 139H256L258 143L255 144L254 148L250 149V150H252L251 153H252V157L254 158L255 162H260V165L258 166L259 170L256 171L255 173H259V171L264 170V141H262V140H264V129H262ZM4 132H5L4 130L2 132L0 131V148L3 149L2 151L0 149V151H1L0 154L5 149L6 150L4 151L5 152L4 153L5 156L2 153L0 155V158L1 157L3 158V156L4 157H9V156L11 157V155L8 153V151H10L12 149L15 150V151H18V152H23L24 151L27 154V151L29 150V148L27 146L30 147L33 144L32 143L30 145V141H29V145L25 144L26 142L28 143V139H29L28 137H27L28 139L27 138L24 139L26 136L22 137L23 136L22 134L15 135V137L17 136V140H18L17 141V140L14 139L15 137L13 138L11 136V134H10V136H8V137L14 139V140L11 139L12 142H10L9 139H6L7 137L4 139L3 134H2ZM6 133H4L5 136L8 135V134L6 135ZM18 137H19V139L22 140V142L18 139ZM260 138H262L261 143H260V140H259ZM7 140L9 141L10 144H8ZM14 141H17V142H14ZM13 142L17 146H15L14 144L11 145V143H13ZM31 142H34V141H31ZM18 143H19V145H18ZM7 144H8V146H7ZM21 146H24V148L22 147L23 150L22 149H17L18 147L21 148ZM34 146H36L37 148H35ZM33 147H32L33 149H38V148L40 149L41 148V147H38L36 144L35 145L33 144ZM32 148H30V150ZM203 149L204 150H202V148H200L199 151L198 150L194 151V154H192L191 157L188 158L189 161H187V162L185 160H181L180 159L181 161H185L186 163H189V164H186L184 162L187 165V167H189L187 169V173L190 175V174H192L191 171H193V173L196 174V172H197V173H199V175H202L203 177H205L207 185H209L207 190L213 191L214 194L216 193L217 194V196L215 194L216 197H219L221 200L226 202L227 205L230 206V208L228 209V212L231 209H232L231 211L235 210L236 213L238 212L237 214H235V212H233L231 214L229 213L230 215H227V216H229V217H231V215H236L237 216L239 213H240L239 214L240 216H237L236 220H235L234 216L227 220L228 217L223 216L225 214V212L221 211V213H224V214L221 215L222 217L218 216L220 213H218V215H217L218 218L221 217L220 219H216V215L214 217H212V218L208 217L207 221L210 220V218L211 219H213V218L215 219L212 222L210 221L212 224H214V226H212L214 229L210 226L211 223L206 225L209 221L208 222L206 221L204 223L205 225L203 224L204 226H201L202 225L201 222L198 221V220L197 221L195 220L196 222H198V223H195V224H197L199 229H197L198 227L194 224L193 226H195L196 228H194L193 231L195 232V230H198L199 232H196L195 236L193 235L194 237H191L192 233L190 232V234H189L190 236L187 237V239L184 238L183 236H185L184 235L185 233L187 234L188 230L192 231V226L191 227H187L186 225H188L190 223H193V220H191L190 222L182 221V223L176 222L178 225L180 223V224L185 225L187 228L185 226H183V225H179L178 226L176 224L178 226L177 227L175 225V223H172L171 225H173V224L175 225V227L173 225V228H171L172 229V233H173V234H171V236L172 237L173 236L176 237V238L173 237L175 239V241H173L174 243L170 242L172 245L169 244V242H168L169 237H168L167 233H165L166 236L165 235L164 236L166 238L164 237V239H166L167 242L162 240V241H160L161 242L160 244L162 245V242H163L166 245L167 249L164 247L165 245H163L162 247H160L161 245L157 247L158 250L161 251V252H162L161 248L166 249V251L163 250L164 255L158 251L156 253L157 254L159 253L161 256L160 255L156 256V254H155V257H157L156 260L153 259L154 256L151 258V260L155 261V262L157 261L156 263L153 262L154 264H171L169 258H167L166 256H168V254H171V252H172V250L174 248L176 250L177 247H181L180 249L183 250L185 247H189V248H187V250L189 251V253H188L189 257L187 258V261L184 264H238L239 256H240L238 254V252L241 253L244 250L243 249L244 247H242V246H244L243 245L244 242H241L242 238L240 239V237H239L241 234L236 235L237 234V229L236 228H239L241 225L242 226L245 225V226H243V230L245 231V232L243 231V234L245 233L247 236L251 235V236H248V240L249 241L247 243H249L250 240L253 242L252 239L254 237H256V241L257 242L254 241L253 243H258L259 242L261 244V246L259 245L260 247L258 248V247H256V245L254 246L253 243L251 242L249 244L248 250H250V246L251 245H253L252 248L254 250L252 251V253L250 252V254H248L249 251H247V253H245V254L248 257L252 256L251 258H253L254 255L257 256V257L259 256L258 258L255 257L256 259L255 258L252 259L253 261L255 260V262L253 264H255V263L257 264V262L258 263L260 262L259 264H261V263L264 264V262H261V261H264V249H262V248H264V210H262V208H264V207H262V208L258 207L259 205H264V184L260 185V184L255 183L253 181V179L248 175L249 173H245L244 176H242L240 173H243V172L237 171V169H235V167L233 169L232 167L234 166L233 165L234 160L231 159V157L229 159V156L226 157L225 155H221L220 154V155H216L217 157H215V158H211L212 159V161H211V160H209V156H208L209 152L206 150V148H203ZM224 150L227 151V149H224ZM46 151L49 152V150H47V149L44 150L43 149V152H46ZM37 152H35V153H37ZM43 152L41 151L40 154L42 155ZM31 154H33V153H31ZM46 154H47V152H46ZM12 155H16V153L14 152V154H12ZM51 155H53V153H51ZM199 155L200 156L202 155V156L199 157ZM44 156H46V155H44ZM44 156H43V158H44ZM179 156L181 157V155H179ZM185 156H186V154H185ZM26 157H28V155H26ZM50 157H52V156H50ZM2 158H1V160L3 161L5 158H3V159ZM46 158H44V159H46V161L51 159V158L48 159V154H47ZM200 158H202V159H200ZM52 159L54 160V158H52ZM41 160H42V158H40V161H39L40 163L42 161H44V160H42V161ZM53 160H50L49 162H51ZM175 160L176 159L174 157V161ZM196 160L198 161V163L196 162ZM232 160H233V163L231 165V161ZM46 161H45V164L48 162V161L47 162ZM177 161L178 162L175 161V163H173V169H171V174L173 173L172 176L178 174V173H176V171L178 172V170H179V168L177 166V163H179L180 161L178 159H177ZM49 162L46 165L47 167L49 166L48 169L42 167V169L38 168V170L36 168L37 172L35 171V169L32 171V174H31L32 183L30 181V185L29 186L25 187L24 184H23L24 182L20 183L21 180H24L23 178L19 179L20 182L17 181L18 182L17 187L21 188V190L23 191L22 193H19L21 191H18L19 195H18V193L17 194L14 193V194H10L11 196L9 195L6 198H3V199L1 198L0 199V257H1L2 261H3V258L4 259L7 258L8 259V264H45L46 260L50 262V263L48 262L49 264H51V263L52 264H63V263L64 264H130L131 260H133L134 261V262L132 261L133 264H142V262L145 261V260H143V261L141 260L142 261L141 263H139V261H140L142 253L146 252L147 249L145 250V248H142V247L138 248L139 251H137V253L139 255H136L137 258L134 256L136 258V259H134L132 256H129V250L128 251H127V249L125 250V248H127V247L124 248L122 246L123 245V240L125 239V241H126L127 235H128V239L127 240H129V237L131 236V233H130V231H128L129 228H127V227L124 228V226H128L129 225V222H126L128 224L127 225L124 222V220H121V218H120L121 216L116 219V218H114L116 216L115 215V216H113V218L110 217L108 219L107 216L109 214L107 216H105L103 213H99V212L96 214V210H95V212L93 211L95 214H92L93 212L89 213V210H88V212L84 213L83 215L78 214L79 212L76 213V214L80 215V217L78 216L79 218L77 220V216L75 214L76 219H73L71 222L76 221L75 223H73V224H76V225H77V222H78V226H77L78 229H79V227H82V225H83V228L87 229V228H89V223H90V226L93 225V228L96 226L95 224L100 225L104 229V232L106 233V235H107V233H110L112 230H114L115 235H117L116 232H118V234H119L114 239L113 238L110 239V237H106L105 236L107 238V242H106V239H104L105 237L103 238V240H105V241H103L101 236H99V235L97 236L96 235V237H95V235H92L91 237L94 236V238H91V240H93V242L91 244V242H90L91 240H90L89 241L90 244H88V245H90L89 247H91V245H93V247H95L94 249H93V247H91L92 250L90 248H88V246L87 247L85 246L86 249H84V246H82L84 244L80 243L79 240L77 241L75 239V237L72 236L73 235L72 232L68 233L71 230H69L67 228H70V227L71 228H75V227L74 226H69V221H68V223L65 222V221L61 222V220H60L61 216L59 217V215L57 213H55L57 215L52 214V212H53V211H51L52 209L49 208V207L47 208V206H50V204L48 203L49 199L47 200L46 197L49 196V195H53L55 197L59 196V195H62V193H57L56 189L58 190V187L62 186L60 184L64 185V183L65 184L69 183L71 181V179H73V177L75 179H76V177H78V179H79V175L80 174L79 175L77 174V169H79V168L76 167L75 164L74 165L73 164H68L69 166L66 165L65 169H64L65 173H63L64 174V176H63L64 179L61 180V179L58 178V174H56V169H55V166L53 165L55 162L53 164L49 163ZM5 163L0 166V170H1L2 166L3 167H4V165H5V167L7 166ZM45 164L43 165V162H42L43 166H45ZM38 167H40V166H38ZM70 168H72L73 170L72 169L70 170ZM17 169H19V168H17ZM226 169H228L229 172H230V169L231 170L233 169V170L231 171V173H229V172H227L228 170L226 171ZM16 170H11V171H12V173H14V171H16ZM142 171H144V170H142ZM44 172H45V174H44ZM140 172L141 171L138 172L137 169H134L133 175H134L135 179L131 180L130 185L128 187V189H129L128 193L129 192L131 193V191L134 190L135 192L134 191L133 192L136 193V196L138 195L139 198L141 196L144 197L145 203L146 202L147 203L152 202V201H154V198H152V196H153L152 194L154 193V189H153L154 186L152 188H151V186L152 185H156V184H154V183L152 184L151 182H149V178L150 177L147 176L148 173L145 172L146 173V174L144 173L145 175L142 174L140 176L139 175V174H141ZM85 173L86 174L88 173V175H89L90 172H85ZM85 173H84V176H86ZM88 175H87V178L84 177L83 175L82 176L80 175V176L82 177V179L86 178L85 180L87 181ZM148 175H150V174H148ZM189 175H186V176L189 177ZM50 176H51V179L53 178L51 180V182L54 183V184H53V186H51V188H49L50 189V192H49L48 190L45 189V187L43 188V186H44L43 182H45L46 179L49 178ZM239 176H242V177L238 178ZM247 176H249L250 179ZM193 177L196 178L195 175H193ZM262 177H264V174H262ZM60 178H62V177H60ZM54 179H56V180H54ZM89 179L90 180L92 179L91 181L94 182V185L98 184L97 182L95 184V181H93L94 177H93V173L92 172H91V174L89 176ZM187 179L190 181L191 178L190 179L186 178V180ZM199 179L201 180V178H199ZM26 180H28V178ZM79 180H81V179H79ZM91 181H90V183H91ZM139 181H140V183L142 185L139 183ZM151 181L154 182L153 179ZM189 181H188V183L192 182V181H190V182ZM244 181H246V182H244ZM195 182H196V184L201 183V181L197 183V180L194 181L193 183L195 184ZM149 183H151L152 185L149 184ZM134 184H136V185H134ZM137 184L138 185L140 184V185L138 186ZM55 185L57 186V188H56ZM189 185H191V184H189ZM240 185H241V187H240ZM116 187H115V190L118 189V191L116 190L115 193H110V195H111V197L118 199L117 197L121 196V195L118 193L119 192V188H116ZM133 187H134V189H133ZM188 187H190V186H188ZM194 187L195 186L192 187L193 190L194 189H198V191H199L200 188H198V187H201V189H202V188H206V185L205 186H200L199 185V186H197V188H194ZM146 188H148L149 191ZM240 188H241V190H243L242 192L240 191ZM52 189H54L53 190L54 192L52 191ZM146 190H147V192H150L152 190L151 194L150 193H149L150 195L149 194H144V193H147V192H144ZM51 191L53 193H51ZM201 192H203V189H202ZM204 192H205V190H204ZM207 192L208 191H206V194H207ZM244 192H245L246 196L244 195ZM126 193L127 192H124L122 194V196L124 195L123 196L124 199H126L128 196H130L129 194H126ZM238 193H240V195ZM90 194L91 193L85 194V193L81 192L80 194H78V196L80 195V197L86 198L87 195L90 196ZM125 194H126V196H125ZM190 194H192L193 197H194L193 199L195 201L197 200L198 202L202 201V200H200L201 197L204 198V195L203 196L201 195L202 193H200V195H201L200 197H199V194L195 193V192L194 193H190ZM195 194H197V195H195ZM21 195L23 197H21ZM92 195H94V197L98 196V195H96L94 193H92ZM107 195L109 196V194H107ZM84 196H86V197H84ZM103 196L106 198L105 194ZM103 196L101 195V197H103ZM196 196L199 197V198L196 199L195 198ZM111 197H109V198L111 199ZM105 198H101V199L105 200ZM206 198H207V195H206ZM108 199H106V200H108ZM210 200H212V199H210ZM109 201H113L114 202V200H109ZM207 201H209V200H207ZM253 201L256 202L254 205H253V203H254ZM113 202H112V204H113ZM116 202L118 203V200ZM203 202H205L204 199H203ZM104 203L105 202L103 201V204ZM110 204L111 203H109V205ZM114 204H115V202H114ZM125 204H127V203L125 202ZM207 204H208V208H210L211 204L210 203H207ZM256 204L258 206H255ZM97 205L102 206V205H100V202ZM109 205L107 206V203H106V205H103V208L106 207L108 210L112 209V207L110 206L111 207L110 208ZM60 207H61V205H60ZM116 207L117 206H115V208ZM119 207H120V205H119ZM41 209L42 210L45 209L46 212L45 211H41ZM119 209H118V213H117L118 215H122L124 212H126L125 207H124V209H121V210H119ZM219 209L220 208H218L216 211L219 212L218 211ZM104 211H106V210H104ZM49 212H51V213H49ZM85 212H86V210H85ZM108 212H111V210L108 211ZM112 212H113V209H112ZM112 212H111V215L113 214ZM46 213H47V215H46ZM82 213L83 212H81V214ZM213 213H214V211H213ZM215 214H216V212H215ZM98 215H99V217H98ZM41 216H43L42 219H41ZM223 217H224V221L222 219ZM69 218H70V216H69ZM69 218H67V220L71 219V218L70 219ZM79 219H80V221H79ZM168 219H169L168 222H170L171 219L170 218H168ZM231 220L233 221L232 223H231ZM234 220L236 221V223H234L235 222ZM242 220H244V221H242ZM125 221H127V220L125 219ZM172 221L175 222V220H172ZM228 222H230V224ZM83 223L85 225L87 223L88 225H86V226H88V227H84L85 225ZM220 223L225 226L224 228L222 227L223 231L221 230L222 231L221 233L220 232H215V231L213 232V230H216L217 228L221 229L220 226H222V225H220ZM242 223H244V224H242ZM66 224H68V225H66ZM167 224L169 225V223H167ZM50 225L52 227H50ZM171 225H169V226H171ZM100 226H99V228H100ZM207 226H210L211 228L209 229V228H207ZM232 226H233V228H232ZM249 226H250V228L252 227V230H249L250 229ZM97 227H95V228H97ZM128 227H130V226H128ZM182 227H184V228H182ZM234 227H235V229H234ZM186 229H187V231H186ZM230 229H232V230H230ZM124 230H125L126 233L124 232ZM200 230L203 233H200ZM203 230H205V231H203ZM229 230L231 232H228ZM17 231H19V232H17ZM183 231H184V233H183ZM209 231H211V232H209ZM250 231H251V233H250ZM166 232H168V231H166ZM227 232L229 233V235L231 233L232 237L229 236V235L226 236V234H228ZM168 233H170V232H168ZM216 233H217V235H216ZM255 233L259 234V235H256ZM204 235L206 237H203ZM215 235H216L217 238H215ZM47 236H50V237H47ZM89 236L90 235H87V237L90 239ZM71 237L73 238V240L71 239ZM99 237H101V238H99ZM226 237L227 238L231 237V238L227 239ZM250 237L251 238L253 237V238L251 239ZM95 238L97 240H95ZM99 239H101L100 240L101 242L99 241ZM161 239H163V238H161ZM182 239L184 241H182ZM178 240H180L179 244L176 245V242ZM189 240L191 241V243L189 242ZM228 240H229V242H228ZM243 240H245V239L243 238ZM119 241L122 242L121 247H122L123 250L121 248H118V247L114 248V246L110 247V246H112L111 245L112 243H118L119 246H120L121 242H119ZM226 241H227V243H226ZM37 242H39V243H37ZM48 242H50V245L48 247H46ZM71 242H72V244H71ZM95 242H96V245L94 246L93 243H95ZM69 243H70V245H69ZM99 243H101V244H99ZM203 243H205V244H203ZM234 243H236L235 244L236 246L234 245ZM118 244L116 246H118ZM186 244H187V246H186ZM126 245L127 244H124V246H126ZM188 245H190V246H188ZM203 245H204V248H203ZM67 246L68 247L70 246L71 249H70V247L68 248ZM234 246H235V248H234ZM32 249H34V250L32 251ZM238 249L239 250L242 249V250L239 251ZM257 249H259V251H257ZM47 250H50V251L48 252V255L44 257L43 253L45 251H47ZM219 250H221V251H219ZM33 252L36 253V255H33L32 254ZM50 255H52V256H50ZM163 256H164V259H162ZM247 256H246V260L245 259L244 260L246 262L247 261L253 262L251 260V258L248 259ZM138 257H140V258H138ZM259 258H261L262 260L259 261L258 260ZM9 260H10V262H9ZM256 260H258V261H256ZM62 261H64V262H62ZM153 263H151V264H153ZM5 264H7V262ZM244 264H246V263H244ZM250 264H252V263H250Z\"/></svg>", "mask_w": 264, "mask_h": 264}]
</instances>
